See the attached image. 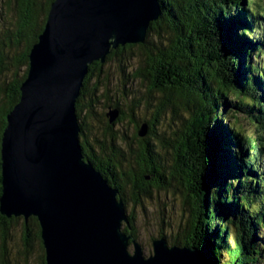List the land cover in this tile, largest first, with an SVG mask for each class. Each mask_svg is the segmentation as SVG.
Returning a JSON list of instances; mask_svg holds the SVG:
<instances>
[{
	"label": "trees",
	"instance_id": "16d2710c",
	"mask_svg": "<svg viewBox=\"0 0 264 264\" xmlns=\"http://www.w3.org/2000/svg\"><path fill=\"white\" fill-rule=\"evenodd\" d=\"M52 1L0 0V77L5 74L11 77L0 89L3 93L0 143L6 114L20 97L19 87L27 74L29 51L44 28ZM160 5L162 13L157 21L150 23L144 43L119 46L110 51L104 63L94 61L89 65L75 101L83 153L118 189L124 204L122 190L126 184L131 193L140 189L147 193L148 186H158L159 182L169 183L171 187L172 174L168 178L159 166L163 158L158 152L166 141L152 131L153 121L165 109H170L173 116L180 110L189 112L188 124L184 125L183 119L180 125L183 128L176 130V138H172L173 144L178 145L173 160L179 158L184 141L193 137L192 132L197 134L193 137L196 151L188 152L191 157L183 167L187 178L197 152L204 148L211 152L214 181L203 191L209 219L194 226L189 224L190 241L181 242L174 237L169 244L201 246L209 264H264V161L259 156L264 155L262 0H160ZM133 61L135 64L131 65ZM111 62L117 63L123 79L130 77L144 88V92L138 91V103L128 102V111L108 94L109 72L104 66ZM125 64L130 67L129 74H124ZM218 64L223 78L217 74ZM130 88L129 92L122 90L126 98L131 94ZM152 97L156 101L152 118H137L134 107L141 102L152 104ZM103 99L109 110L118 111L111 123L107 112L101 116L97 113ZM87 119L103 124L100 132L93 135L92 143L87 137ZM125 119L134 123L132 137L123 125ZM142 123L147 125V133L138 137ZM244 123L254 130L245 133ZM116 124L120 125L118 131L114 129ZM148 138L158 142V152L156 143L151 144ZM116 140L127 147L128 155ZM134 140L138 142L136 148L132 145ZM117 152L120 157H116ZM133 159L138 166L132 164ZM178 169L182 170L175 163L172 172L175 170L177 174ZM180 178L184 179V175ZM185 200L187 205L190 200ZM127 216L129 224L122 230L136 240L131 217ZM15 229L19 230L21 242L12 252L7 241ZM160 236L167 238L162 232ZM0 238V264H46L36 217L24 220L20 216L8 218L0 214Z\"/></svg>",
	"mask_w": 264,
	"mask_h": 264
},
{
	"label": "water",
	"instance_id": "95a60500",
	"mask_svg": "<svg viewBox=\"0 0 264 264\" xmlns=\"http://www.w3.org/2000/svg\"><path fill=\"white\" fill-rule=\"evenodd\" d=\"M161 13L160 0L50 3L0 143V214L37 218L46 264H209L201 246L169 244L163 236L152 239V253H143L122 230L129 220L118 189L80 143L75 101L89 65L104 63L119 46L144 43ZM217 70L223 78L220 64ZM106 115L111 123L118 111ZM146 133L142 123L138 135ZM200 152L186 178L190 193L184 195L192 226L209 219L203 191L214 181L213 156L206 148Z\"/></svg>",
	"mask_w": 264,
	"mask_h": 264
},
{
	"label": "rangeland",
	"instance_id": "374dc122",
	"mask_svg": "<svg viewBox=\"0 0 264 264\" xmlns=\"http://www.w3.org/2000/svg\"><path fill=\"white\" fill-rule=\"evenodd\" d=\"M262 5H264V0H262ZM135 53H138V50L135 49ZM135 64V61L131 63V65ZM104 69L108 70L109 77H108V94L111 96V100H119L120 105L125 108V111H128V107L126 106L129 101H131L133 104L138 103L136 101H140L138 99V91L144 92L143 87H139L138 83H135L131 81L130 77L128 79H123L122 73L119 72L117 68L116 62L107 63L104 66ZM125 72L124 74H129L130 67L125 64L124 65ZM11 80V77L9 74L2 75L0 77V89L3 87L4 82H9ZM101 82H105V80H101ZM103 85V84H102ZM132 85V87H131ZM131 87V88H130ZM130 88V96L127 98L122 94V90H126ZM153 94V93H152ZM156 96V94H153ZM152 95V96H153ZM134 96H137V98H134ZM153 96V97H154ZM152 97V100L150 101L149 105H146V103L139 102L140 104L134 107L133 113L137 118H152L153 116V105L156 104L155 99ZM1 99H3V93L0 91V102ZM134 99V100H132ZM131 103V104H132ZM97 113L101 116L104 113L109 111V108L106 107V100L103 99L102 102L97 106ZM179 116V117H178ZM127 119V118H126ZM126 119L123 121V125L126 126L127 129V135L133 136L134 135V123H128ZM185 119L186 122L184 125L188 124L190 120V114L189 112H186L184 110H180L177 112L175 116L172 115L170 109H165V111L160 112L158 114V117L155 118V121H153V129L155 133H157L159 136L162 137L164 141H166V144L163 145V148H161L160 152H158V142H153L152 139L148 138V140L152 143H156V152H158V156H161L163 158V161L159 166H161L164 170V174L169 178V174L171 173L175 179L169 180L171 183V187L169 183H163L161 184L159 182L158 186H148V188L145 190L147 193H144L141 191V189L138 191V193L135 192L131 193L126 187H123V197L125 199V208L127 215H130V222H132L131 230L136 238V241H138L141 244L143 253L149 254L152 253V244L151 241L153 238L158 237L159 233L162 232L167 236V242L169 243V240H173L172 238L175 237V240L185 242L190 241V216L191 214L188 213L186 203H185V196L186 194L190 193V185L189 183H186L185 181H177L178 175L174 174L172 172V168L175 166V162L173 160V153L174 148H176L178 145L173 144L172 138H176V133L178 130H181L183 128L182 120ZM88 125V140L90 143L93 139V135L100 132L102 129L103 124L101 122H89L87 119L86 121ZM118 127L120 125H115L114 129L118 131ZM245 133L253 131L254 128L251 125H248L244 123L243 125ZM122 130V129H121ZM177 130V131H176ZM152 136V135H151ZM139 137V136H138ZM153 138V137H152ZM155 140V139H154ZM120 147H122L125 151V154H127V147H125L123 144L119 142V140H116ZM172 141V142H171ZM168 143V144H167ZM134 148L137 147L138 142L137 140H134V144H132ZM261 148V147H259ZM260 160L264 161V155H259ZM157 159V158H154ZM137 160L133 159L132 164L137 165ZM140 167H143L142 163H139ZM155 164L157 162L155 161ZM138 166V165H137ZM183 178V177H182ZM148 179V177H147ZM185 179V177H184ZM148 181V180H147ZM161 184V185H160ZM167 187V189H166ZM135 196L136 199L132 200V197ZM184 204V205H183ZM125 224L123 223V226ZM21 237L19 234V230L15 229L11 231V240L7 241V247L12 252H15V250L20 246ZM1 242V238H0Z\"/></svg>",
	"mask_w": 264,
	"mask_h": 264
},
{
	"label": "flooded vegetation",
	"instance_id": "af4514ba",
	"mask_svg": "<svg viewBox=\"0 0 264 264\" xmlns=\"http://www.w3.org/2000/svg\"><path fill=\"white\" fill-rule=\"evenodd\" d=\"M195 134H196V132H192L193 137H195ZM196 135H197V134H196ZM139 137H141V136H139ZM193 137H189V138H187V139L184 141V144H183V146H182V151H180V154L178 155L179 158H178V159H175V163H176V165L181 166V168H182V170H180V169L177 170V172H179V173H177V174H176V171L174 170V173H175L176 175H178V179H176L177 181H179V180L181 179V178H180L181 175H184L185 179H181V180L186 182L187 173H185V170H184L183 167L186 166L185 164H186L187 161L189 160V157H191V156H189L188 152H189V151H190V152H195V151H196L195 140H194ZM186 141H187V142H186ZM120 148H121V147H120ZM177 151H178V150H177ZM117 154H118V152H117ZM117 154H116V157H120V155H119V154L117 155ZM109 161H110V159H109ZM188 162H189V161H188ZM179 175H180V176H179ZM171 178L174 179L173 175L171 176ZM148 179H149V177H148ZM125 187H126L127 189H129V185H128V184H126ZM134 194H135V193H133V195H134ZM133 199H136L135 196L132 197V200H133Z\"/></svg>",
	"mask_w": 264,
	"mask_h": 264
}]
</instances>
